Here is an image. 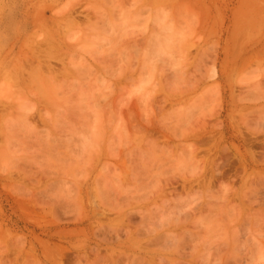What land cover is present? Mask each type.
I'll return each mask as SVG.
<instances>
[{
	"label": "rangeland",
	"instance_id": "1",
	"mask_svg": "<svg viewBox=\"0 0 264 264\" xmlns=\"http://www.w3.org/2000/svg\"><path fill=\"white\" fill-rule=\"evenodd\" d=\"M263 53L264 0H0V264H264Z\"/></svg>",
	"mask_w": 264,
	"mask_h": 264
},
{
	"label": "bare ground",
	"instance_id": "2",
	"mask_svg": "<svg viewBox=\"0 0 264 264\" xmlns=\"http://www.w3.org/2000/svg\"><path fill=\"white\" fill-rule=\"evenodd\" d=\"M244 13H245V11H244ZM38 21V20H37ZM39 22V21H38ZM234 31V30H233ZM232 31V32H233ZM236 32V31H235ZM240 37V36H239ZM236 39V38H235ZM244 39V38H243ZM48 41H50L51 42V40H48ZM235 43V42H234ZM228 44V43H227ZM50 45V43L48 44V46ZM236 45V44H235ZM55 46V44H53V47ZM241 46V45H240ZM239 46V47H240ZM50 47L51 48H53L52 47V44L49 46V48H48V50H50ZM167 47V46H166ZM46 48H47V46H46ZM58 47H56V49H57ZM232 48H234V46L232 47L231 46V49ZM54 49H55V47H54ZM59 49V48H58ZM262 49V48H261ZM203 51V50H202ZM232 51V50H231ZM261 51H263V50H261ZM261 51H260V53H261ZM204 52V51H203ZM53 52L51 51V54H52ZM239 53H241V52H239ZM254 53V52H253ZM257 53L259 54V52L257 51ZM264 54V53H263ZM229 57H231V56H229ZM235 57H236V55H235ZM248 57H250V56H248ZM246 59V61H248L249 60V58H245ZM248 59V60H247ZM226 60V59H225ZM233 60V59H232ZM235 60V59H234ZM227 61V60H226ZM237 61V60H236ZM242 61V60H241ZM225 64H226V62H225ZM247 64V63H246ZM244 65V64H243ZM227 67V66H226ZM66 68V67H65ZM48 70V69H47ZM50 71V70H49ZM224 71H226V70H224ZM199 125V124H198ZM206 126V125H205ZM156 127V126H155ZM213 128V127H212ZM198 129V128H197ZM203 129V128H202ZM163 130V129H162ZM204 130V129H203ZM199 134V133H198ZM200 135H201V133H200ZM210 138V137H209ZM221 138H222V136H221ZM218 140V139H217ZM213 141H214V139H213ZM155 145V144H154ZM208 145H211V143L210 144H208ZM217 147V146H216ZM222 147H224V146H222ZM198 148V147H197ZM188 149H190V148H188ZM195 149V148H194ZM191 150V149H190ZM195 151V150H194ZM190 153H192V152H190ZM199 153V152H198ZM209 154V153H208ZM204 157V156H203ZM206 157V156H205ZM205 157H204V159H205ZM211 158V157H210ZM206 160V159H205ZM210 161V160H209ZM205 163V162H204ZM208 163V162H207ZM209 164V163H208ZM203 165V164H202ZM202 171H203V169H202ZM200 173V172H199ZM216 173V172H215ZM197 174V173H196ZM219 174H221V173H219ZM206 175V174H205ZM219 177H220V175H219ZM222 177V176H221ZM204 179V178H203ZM211 180V179H210ZM216 180V179H215ZM212 181H213V179H212ZM176 212V211H175ZM180 212H182V211H180ZM173 213V212H172ZM171 213V214H172ZM174 214V213H173ZM170 216V215H169ZM174 217H175V215H173ZM177 217H178V214L176 215ZM180 216H181V214H180ZM182 217V216H181ZM212 217H213V215H212ZM179 218V217H178ZM173 219V218H172ZM181 219V218H180ZM167 220V219H166ZM177 220V219H176ZM167 221H169V220H167ZM177 222V221H176ZM178 223V222H177ZM180 223V222H179ZM171 224V223H170ZM175 224V223H174ZM161 225H162V227L164 226L163 225V223H161ZM213 225V224H212ZM167 226V225H166ZM210 226V225H209ZM160 227V226H159ZM158 227V228H159ZM211 227V226H210ZM169 228V227H168ZM170 228H172V227H170ZM172 229H174V228H172ZM182 229V228H181ZM161 232V231H160ZM177 234V233H176ZM176 234H174V235H176ZM157 236V235H156ZM134 237V236H133ZM157 238V237H156ZM155 240V239H154ZM159 240V239H158ZM161 240V239H160ZM138 241V240H137ZM171 241V240H170ZM132 242V241H131ZM135 242V241H134ZM160 242V241H159ZM171 243H172V241H171ZM135 244V243H134ZM138 244H139V242H138ZM135 245H137V244H135ZM174 245V244H173ZM31 250V249H30ZM154 251V250H153ZM156 251V250H155ZM34 252V251H33ZM112 252V251H111ZM110 252V253H111ZM27 253V252H26ZM109 253V252H108ZM107 253V254H108ZM109 253V254H110ZM102 254V253H101ZM104 254V253H103ZM29 255V254H28ZM114 255V254H113ZM47 256V255H46ZM85 256H87V255H85ZM95 256V255H94ZM102 256V255H101ZM107 256V255H106ZM106 256H105V258H106ZM111 256H112V254H111ZM117 256V255H116ZM80 257V256H79ZM132 257V256H131ZM136 257V256H135ZM155 257V256H154ZM31 258V257H30ZM103 258H104V256H103ZM110 258V257H109ZM134 258V257H133ZM156 258V257H155ZM107 259V258H106ZM110 259H112V258H110ZM31 260V259H30ZM79 260V259H78ZM119 260V259H118ZM121 260V259H120ZM151 260V259H150ZM33 261V260H32ZM35 261H37V260H35ZM97 261H98V258H97ZM100 261V260H99ZM102 261V260H101ZM111 261V260H110ZM38 262V261H37ZM91 262V261H90ZM108 262H109V260H108ZM114 262H115V259H114ZM154 262V261H153ZM59 263V262H58ZM93 264H95V263H93ZM105 264H106V262H105ZM148 264V263H147Z\"/></svg>",
	"mask_w": 264,
	"mask_h": 264
}]
</instances>
